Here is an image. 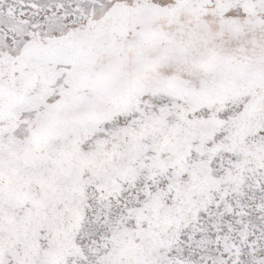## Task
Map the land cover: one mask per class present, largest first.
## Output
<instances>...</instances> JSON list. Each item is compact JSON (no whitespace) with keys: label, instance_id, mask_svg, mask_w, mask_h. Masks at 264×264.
Listing matches in <instances>:
<instances>
[{"label":"snow or ice","instance_id":"1","mask_svg":"<svg viewBox=\"0 0 264 264\" xmlns=\"http://www.w3.org/2000/svg\"><path fill=\"white\" fill-rule=\"evenodd\" d=\"M0 264H264V0H0Z\"/></svg>","mask_w":264,"mask_h":264}]
</instances>
